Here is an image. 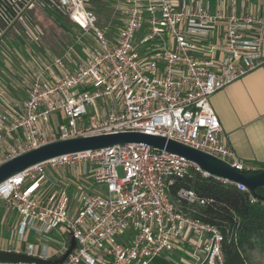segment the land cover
I'll use <instances>...</instances> for the list:
<instances>
[{
  "label": "built area",
  "instance_id": "obj_1",
  "mask_svg": "<svg viewBox=\"0 0 264 264\" xmlns=\"http://www.w3.org/2000/svg\"><path fill=\"white\" fill-rule=\"evenodd\" d=\"M116 7L120 27L109 37L91 0H0V165L61 139L139 131L244 172L209 98L264 63V0H118ZM36 8L79 31L62 52L44 47ZM193 174L235 185L264 208L244 183L146 143L65 153L0 182V207L18 215L15 245L0 237V251L54 261L69 248L67 235L75 248L62 262L0 264H150L158 256L185 264L174 252L192 235L198 260L224 264L222 231L191 209L208 200L194 189L172 192Z\"/></svg>",
  "mask_w": 264,
  "mask_h": 264
},
{
  "label": "crops",
  "instance_id": "obj_2",
  "mask_svg": "<svg viewBox=\"0 0 264 264\" xmlns=\"http://www.w3.org/2000/svg\"><path fill=\"white\" fill-rule=\"evenodd\" d=\"M9 94L19 97L20 93L12 89ZM210 105L217 113L222 136L234 150L239 161L246 169H257L264 165V63L247 72L240 78L230 82L222 89L214 92ZM245 172V171H244ZM18 220L13 210L0 207V224L6 220ZM9 247L15 242L12 238L2 236ZM198 236L192 235L184 242V250H176L177 258L183 257L185 264H207L198 260L196 253ZM150 264H173L165 256L152 259Z\"/></svg>",
  "mask_w": 264,
  "mask_h": 264
},
{
  "label": "trees",
  "instance_id": "obj_3",
  "mask_svg": "<svg viewBox=\"0 0 264 264\" xmlns=\"http://www.w3.org/2000/svg\"><path fill=\"white\" fill-rule=\"evenodd\" d=\"M110 4V1L92 0L100 26L101 16L106 14ZM262 169L264 165L244 171L258 172ZM179 187L194 189L208 200L204 205H192L191 209L195 216L218 226L222 231L224 264H250L249 253L258 246L264 249V208L260 203H251L247 192L199 174L179 180L172 188L173 194ZM256 193L260 199H264V185L258 187Z\"/></svg>",
  "mask_w": 264,
  "mask_h": 264
},
{
  "label": "water",
  "instance_id": "obj_4",
  "mask_svg": "<svg viewBox=\"0 0 264 264\" xmlns=\"http://www.w3.org/2000/svg\"><path fill=\"white\" fill-rule=\"evenodd\" d=\"M146 143L159 149H165L168 152L183 155L190 160L197 162L206 171L211 174L219 175L236 182L244 183L255 196L256 189L264 185V169L258 172H240L224 160L210 155L201 150L195 149L183 143L168 139L165 136L147 134L139 131H119L116 133H101L61 139L50 142L26 153L18 155L0 165V182L37 162L49 159L65 153L76 152L87 149H98L120 143ZM76 239L71 238L69 248L65 254L57 260H43L25 253L14 251H0V262L18 263V262H62L68 254L75 248Z\"/></svg>",
  "mask_w": 264,
  "mask_h": 264
},
{
  "label": "rangeland",
  "instance_id": "obj_5",
  "mask_svg": "<svg viewBox=\"0 0 264 264\" xmlns=\"http://www.w3.org/2000/svg\"><path fill=\"white\" fill-rule=\"evenodd\" d=\"M110 1L111 4L106 10V14L101 16L102 27L107 31L109 37H113L115 32L120 27V17L117 11L118 0H103ZM92 3V0H91ZM33 23L37 30L42 34V43L47 50L60 53L66 47L74 42L75 36L79 31L71 23L57 21L44 9L36 8L33 11ZM98 107L101 106V101H97ZM89 113L94 111L95 107L88 106ZM120 173L122 169L120 168ZM15 230V222L6 220L0 224V237L12 238ZM67 239L71 237L67 235ZM250 264H264V249L260 246L256 247L249 253Z\"/></svg>",
  "mask_w": 264,
  "mask_h": 264
}]
</instances>
